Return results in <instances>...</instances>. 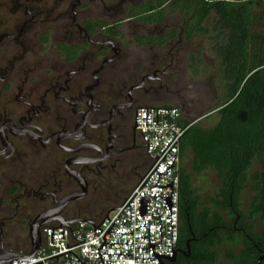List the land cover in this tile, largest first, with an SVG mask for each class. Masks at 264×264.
Listing matches in <instances>:
<instances>
[{
    "label": "flooded vegetation",
    "instance_id": "obj_1",
    "mask_svg": "<svg viewBox=\"0 0 264 264\" xmlns=\"http://www.w3.org/2000/svg\"><path fill=\"white\" fill-rule=\"evenodd\" d=\"M132 1L0 0V264L20 255L17 231L36 219L41 230L94 225L87 201L136 181L147 161L137 110L181 99L182 111L195 112L182 83L199 51L125 44L89 27L122 18ZM230 206L226 221L245 235ZM253 247L257 264L264 243Z\"/></svg>",
    "mask_w": 264,
    "mask_h": 264
},
{
    "label": "trees",
    "instance_id": "obj_2",
    "mask_svg": "<svg viewBox=\"0 0 264 264\" xmlns=\"http://www.w3.org/2000/svg\"><path fill=\"white\" fill-rule=\"evenodd\" d=\"M169 19H177L178 24L168 26ZM127 22L144 28L159 26L166 31L134 37L140 46L200 39L210 46L211 60L205 58L204 51L190 58L191 76L206 78L218 103L201 116H183L182 123L188 130L181 142V157L183 160L186 151H191L192 174L182 167L180 254L174 264H220L224 260L229 264H255L253 246L264 243V0H133L122 18L97 21L89 27L93 31L107 29L110 38L120 40L126 37L118 31ZM150 107L174 106L151 103L144 108ZM213 115L218 116V123L204 128ZM256 163L260 169L251 173ZM210 169L216 172L220 185L213 196L204 199L193 176ZM246 191L251 193L248 200ZM128 195L110 208L107 216ZM242 200L248 203L247 212L242 209ZM230 205L232 215L240 217L238 227L246 231L245 235H236L226 221ZM246 220H253L252 225L247 226ZM258 229L260 232H256Z\"/></svg>",
    "mask_w": 264,
    "mask_h": 264
},
{
    "label": "built area",
    "instance_id": "obj_3",
    "mask_svg": "<svg viewBox=\"0 0 264 264\" xmlns=\"http://www.w3.org/2000/svg\"><path fill=\"white\" fill-rule=\"evenodd\" d=\"M182 121L176 107L137 110L147 160L137 187L98 224L43 228L38 256L12 264H169L180 238Z\"/></svg>",
    "mask_w": 264,
    "mask_h": 264
},
{
    "label": "rangeland",
    "instance_id": "obj_4",
    "mask_svg": "<svg viewBox=\"0 0 264 264\" xmlns=\"http://www.w3.org/2000/svg\"><path fill=\"white\" fill-rule=\"evenodd\" d=\"M95 15L94 18L98 19L97 16ZM174 23L178 24V20L169 19L167 21L168 26ZM211 23H212V18L209 20V25H211ZM123 30L126 31L125 33L126 39L124 42L125 44H131V43L136 44L132 39V34L134 33H140L141 35H145V34L160 35L166 32L162 27L159 26H154L152 28H144L143 26L137 25L132 22H127L123 27ZM129 40H132V42H130ZM175 45L181 47L182 49L185 50L187 49L188 51H190V53L193 52V54H195L197 51H204L205 58H207V60H211L209 59L211 58L210 46L208 45V43L205 42V39H200L193 43L181 42ZM149 54L150 53H147V51L143 50L138 55L140 56L139 58L143 57L145 59L148 57ZM206 80L207 79L204 77L193 78L191 76V71L189 70V68L187 69L185 78H183L182 89L185 88L184 91L186 92L185 95L186 99L187 100L189 99L191 102H195V107H194L195 112L189 113L187 111H181L183 113V116L187 117L188 114L189 115L198 114V116H201L203 113H205V111L209 110L213 106L215 107L216 104L218 103L216 100L214 101L212 93H210V88L208 87L209 84H207ZM180 102L181 99H179L178 101H174L170 105L176 108H181V106H179ZM152 104L159 105V102L157 104L155 102L154 103L152 102ZM218 120H219L218 116L213 115L207 121V124L204 126V128L209 129L214 127L218 123ZM191 158H192V153L191 151L187 150L184 159L181 162V167H183L186 171L192 174ZM146 169H147V161L144 160L140 167L139 175L137 176L136 181L132 183L133 181H130V179L132 180V178H130L122 186L121 190L127 188L125 192H116V193H112V195L105 194L102 198H99V200L98 199L95 200L94 198L90 201H87L86 205L92 204L93 207L88 211H85L86 213L85 212H84L85 214L83 213L84 216L92 217L96 219V221H101L102 219H104L105 216H107V212L109 211L110 208H112L115 205H118V203L120 204L123 201L122 198L130 194L136 188L140 179L145 174ZM259 169H260L259 164L256 163L253 169L251 170V173L258 171ZM193 179L195 186L199 189V192L204 197V199H208L209 197L213 196V192H215L220 185L218 176L216 172L212 169L207 170L206 172L200 175H194ZM246 192L248 193L245 194V197L247 198L245 200H248L249 198H251L250 197L251 193H249L250 191H246ZM245 200L243 201L242 209L244 212H247L249 208H248V203ZM257 232H260V230L258 229ZM17 239H18L17 245H19V249L17 251L27 252L31 250V243L29 239V227L26 228L25 234H23L21 231L18 230Z\"/></svg>",
    "mask_w": 264,
    "mask_h": 264
},
{
    "label": "water",
    "instance_id": "obj_5",
    "mask_svg": "<svg viewBox=\"0 0 264 264\" xmlns=\"http://www.w3.org/2000/svg\"><path fill=\"white\" fill-rule=\"evenodd\" d=\"M197 123V122H196ZM41 219L42 217L36 219L34 223L30 226L29 238L31 243V252L27 256H20L18 254H8L4 262L7 264H12L13 262H27L29 259L35 258L38 256L41 244H42V235H41ZM64 226H60L63 228ZM95 228V227H94ZM190 241L187 243L188 252H190ZM178 252L175 254L174 258L170 259L169 262L173 263L176 260ZM264 261V251L262 256L259 258L257 264H262Z\"/></svg>",
    "mask_w": 264,
    "mask_h": 264
}]
</instances>
